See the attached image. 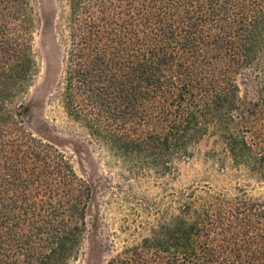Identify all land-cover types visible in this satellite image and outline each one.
<instances>
[{
  "label": "trees",
  "instance_id": "16d2710c",
  "mask_svg": "<svg viewBox=\"0 0 264 264\" xmlns=\"http://www.w3.org/2000/svg\"><path fill=\"white\" fill-rule=\"evenodd\" d=\"M63 2L70 118L112 152H151L161 175L217 132L234 164L264 180V0ZM33 16L28 0H0V264H70L92 194L64 153L25 126ZM177 199L107 264H264V197Z\"/></svg>",
  "mask_w": 264,
  "mask_h": 264
},
{
  "label": "rangeland",
  "instance_id": "374dc122",
  "mask_svg": "<svg viewBox=\"0 0 264 264\" xmlns=\"http://www.w3.org/2000/svg\"><path fill=\"white\" fill-rule=\"evenodd\" d=\"M28 1L34 12L31 41L37 71L22 99L29 107L25 126L34 137L64 153L92 194L87 230L77 258L70 264H107L125 248L139 243L159 214H171L178 196L185 199L192 190L204 198L241 192L264 197V180L247 175L245 168L234 164L217 132L191 145L187 156L178 157L174 163L167 161L161 167L165 175L146 160L151 152H112L91 136L63 106L66 3ZM238 81L243 82V77ZM246 88L242 85L243 90Z\"/></svg>",
  "mask_w": 264,
  "mask_h": 264
}]
</instances>
